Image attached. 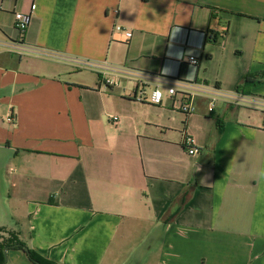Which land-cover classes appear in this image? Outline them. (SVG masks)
Returning a JSON list of instances; mask_svg holds the SVG:
<instances>
[{
  "label": "crops",
  "instance_id": "0c3cea01",
  "mask_svg": "<svg viewBox=\"0 0 264 264\" xmlns=\"http://www.w3.org/2000/svg\"><path fill=\"white\" fill-rule=\"evenodd\" d=\"M248 73L264 0H0V189L23 243L56 264H264V103L148 100L174 83L264 100Z\"/></svg>",
  "mask_w": 264,
  "mask_h": 264
},
{
  "label": "built area",
  "instance_id": "2783aa9c",
  "mask_svg": "<svg viewBox=\"0 0 264 264\" xmlns=\"http://www.w3.org/2000/svg\"><path fill=\"white\" fill-rule=\"evenodd\" d=\"M36 4L33 3L32 9H36ZM16 28L18 29L20 34H23L28 25L31 21V14H26L22 12H16ZM128 37L132 35L131 32L126 33ZM10 47L15 50H26V47L23 43L20 41H14L11 42ZM190 62L196 66L199 65V59L197 57L191 56L189 58ZM100 66V65H98ZM113 71H122L123 69L117 68V67H111ZM138 75V73H137ZM144 77L147 76V78H158L156 75H149L144 74ZM108 83L112 84V80H107ZM187 89L178 90L177 85L174 83L172 84L169 89L168 93L175 97L174 104L178 109H180L183 113H186L187 115L192 114L196 112L197 107L195 104V97L203 93L209 97V111H213L216 105V102L219 98H224L228 101H231L235 104H242V105H258L264 103V100L261 99H255L253 96L246 95L240 91H233V92H225L222 91L219 87H216L215 85H208L203 83H192L190 85H186ZM136 98L140 101H146L148 98L146 97L145 91L141 90L136 94ZM164 98V93L161 89L158 87L155 88L148 99L151 103L154 104H161ZM118 117H114V121H118ZM8 121H12V118L9 117ZM186 144L188 145V152L191 155H196L200 153V149L198 148L196 144V139L192 136L186 137Z\"/></svg>",
  "mask_w": 264,
  "mask_h": 264
},
{
  "label": "rangeland",
  "instance_id": "374dc122",
  "mask_svg": "<svg viewBox=\"0 0 264 264\" xmlns=\"http://www.w3.org/2000/svg\"><path fill=\"white\" fill-rule=\"evenodd\" d=\"M162 90L165 93L168 88L163 87ZM3 183L0 189V243H3L4 240L14 241V237L17 238V241L24 242L25 236H22L21 232L24 234L27 230L28 215L21 201L17 200L16 205L14 198L6 196L8 188L5 189L6 182ZM7 185L10 186V183ZM5 249L6 247L4 248L3 264H35L23 250L8 248V251L5 252Z\"/></svg>",
  "mask_w": 264,
  "mask_h": 264
},
{
  "label": "trees",
  "instance_id": "16d2710c",
  "mask_svg": "<svg viewBox=\"0 0 264 264\" xmlns=\"http://www.w3.org/2000/svg\"><path fill=\"white\" fill-rule=\"evenodd\" d=\"M206 41L208 40H215L217 39V35L213 30L208 29L206 32ZM264 81V73L260 76L258 74H250L248 73L244 77V85L254 86L258 82ZM237 90L243 93H247L244 90V87L238 85ZM8 247L9 249H20L23 250L29 259L34 262L35 264H56L50 260L45 259L41 255H39L36 251L32 250L31 248L27 247L23 242L17 241V238L14 237V241L12 240H4L3 243H0V264L4 263V248Z\"/></svg>",
  "mask_w": 264,
  "mask_h": 264
},
{
  "label": "water",
  "instance_id": "95a60500",
  "mask_svg": "<svg viewBox=\"0 0 264 264\" xmlns=\"http://www.w3.org/2000/svg\"><path fill=\"white\" fill-rule=\"evenodd\" d=\"M8 251V247H6V249H5V252H7Z\"/></svg>",
  "mask_w": 264,
  "mask_h": 264
}]
</instances>
